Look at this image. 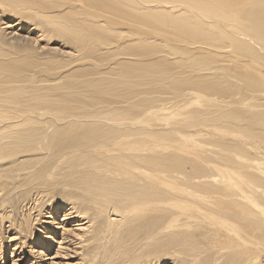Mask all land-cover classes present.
I'll return each mask as SVG.
<instances>
[{"label": "bare ground", "instance_id": "1", "mask_svg": "<svg viewBox=\"0 0 264 264\" xmlns=\"http://www.w3.org/2000/svg\"><path fill=\"white\" fill-rule=\"evenodd\" d=\"M0 264H264V0H0Z\"/></svg>", "mask_w": 264, "mask_h": 264}]
</instances>
